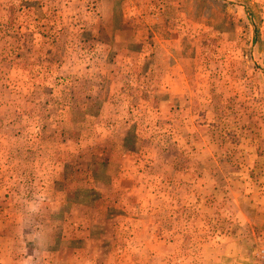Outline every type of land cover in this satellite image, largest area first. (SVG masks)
<instances>
[{
    "label": "rangeland",
    "instance_id": "1",
    "mask_svg": "<svg viewBox=\"0 0 264 264\" xmlns=\"http://www.w3.org/2000/svg\"><path fill=\"white\" fill-rule=\"evenodd\" d=\"M261 250L264 0H0V264Z\"/></svg>",
    "mask_w": 264,
    "mask_h": 264
},
{
    "label": "built area",
    "instance_id": "2",
    "mask_svg": "<svg viewBox=\"0 0 264 264\" xmlns=\"http://www.w3.org/2000/svg\"><path fill=\"white\" fill-rule=\"evenodd\" d=\"M254 264H264V250L257 253L256 261Z\"/></svg>",
    "mask_w": 264,
    "mask_h": 264
},
{
    "label": "crops",
    "instance_id": "3",
    "mask_svg": "<svg viewBox=\"0 0 264 264\" xmlns=\"http://www.w3.org/2000/svg\"><path fill=\"white\" fill-rule=\"evenodd\" d=\"M12 249H17L18 247L14 248V246H11Z\"/></svg>",
    "mask_w": 264,
    "mask_h": 264
}]
</instances>
